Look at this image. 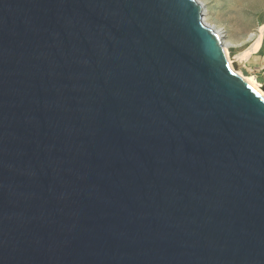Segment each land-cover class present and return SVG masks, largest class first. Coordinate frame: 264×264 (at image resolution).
<instances>
[{
	"label": "water",
	"instance_id": "1",
	"mask_svg": "<svg viewBox=\"0 0 264 264\" xmlns=\"http://www.w3.org/2000/svg\"><path fill=\"white\" fill-rule=\"evenodd\" d=\"M0 264H264V88L195 0H0Z\"/></svg>",
	"mask_w": 264,
	"mask_h": 264
},
{
	"label": "rangeland",
	"instance_id": "2",
	"mask_svg": "<svg viewBox=\"0 0 264 264\" xmlns=\"http://www.w3.org/2000/svg\"><path fill=\"white\" fill-rule=\"evenodd\" d=\"M200 1L204 4L203 17L222 30L223 40L229 44V53L240 57L241 72L257 74L264 83V74L257 72L259 57L256 56L258 49L264 53V0Z\"/></svg>",
	"mask_w": 264,
	"mask_h": 264
},
{
	"label": "bare ground",
	"instance_id": "3",
	"mask_svg": "<svg viewBox=\"0 0 264 264\" xmlns=\"http://www.w3.org/2000/svg\"><path fill=\"white\" fill-rule=\"evenodd\" d=\"M197 4H199L201 6V22L207 26L208 28H210L218 37L221 46L223 47L225 54H226V58H227V62L231 68V70H233L236 74H238L239 76H241L243 79L248 80L254 84H257L259 86H262L264 88V83L258 81L256 79V77L254 75H245L241 72V70L239 69V64H240V57H237L235 54H230L228 51V41L223 40V32L221 29H219L218 27L212 25L211 23H209L205 17H203V2H201L200 0H195ZM262 33V32H261ZM251 35V34H250ZM259 35V34H258ZM258 37V36H257ZM256 39V38H255ZM254 44V42H253ZM240 55V54H239Z\"/></svg>",
	"mask_w": 264,
	"mask_h": 264
},
{
	"label": "crops",
	"instance_id": "4",
	"mask_svg": "<svg viewBox=\"0 0 264 264\" xmlns=\"http://www.w3.org/2000/svg\"><path fill=\"white\" fill-rule=\"evenodd\" d=\"M256 56L259 57L258 58V64H257V72L260 71V74L259 75H263L264 74V53L263 52H257L256 53ZM258 75L256 74L255 77H257Z\"/></svg>",
	"mask_w": 264,
	"mask_h": 264
},
{
	"label": "trees",
	"instance_id": "5",
	"mask_svg": "<svg viewBox=\"0 0 264 264\" xmlns=\"http://www.w3.org/2000/svg\"><path fill=\"white\" fill-rule=\"evenodd\" d=\"M257 52H259V49L257 50ZM258 81L262 82V78L260 76L256 77Z\"/></svg>",
	"mask_w": 264,
	"mask_h": 264
}]
</instances>
